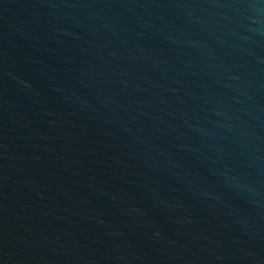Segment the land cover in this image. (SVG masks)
Here are the masks:
<instances>
[{"label": "water", "instance_id": "1", "mask_svg": "<svg viewBox=\"0 0 264 264\" xmlns=\"http://www.w3.org/2000/svg\"><path fill=\"white\" fill-rule=\"evenodd\" d=\"M0 264H264V0H0Z\"/></svg>", "mask_w": 264, "mask_h": 264}]
</instances>
